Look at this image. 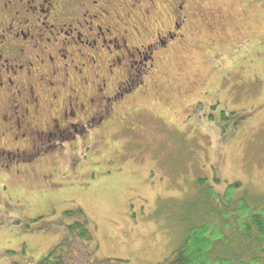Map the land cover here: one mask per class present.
I'll list each match as a JSON object with an SVG mask.
<instances>
[{
    "label": "rangeland",
    "instance_id": "374dc122",
    "mask_svg": "<svg viewBox=\"0 0 264 264\" xmlns=\"http://www.w3.org/2000/svg\"><path fill=\"white\" fill-rule=\"evenodd\" d=\"M213 4L218 25L191 14L196 29L186 27L188 39L154 82L117 105L85 142L102 145L66 146L29 166L0 168V264L42 263L79 210L96 226L95 261L158 264L180 241L178 220L198 179L217 192L240 183L236 197L264 196V0ZM126 104L148 115L142 130L122 132Z\"/></svg>",
    "mask_w": 264,
    "mask_h": 264
},
{
    "label": "flooded vegetation",
    "instance_id": "af4514ba",
    "mask_svg": "<svg viewBox=\"0 0 264 264\" xmlns=\"http://www.w3.org/2000/svg\"><path fill=\"white\" fill-rule=\"evenodd\" d=\"M201 3L196 10L190 0H0V168L29 166L66 146L90 150L94 142H85L117 105L154 82L188 39L191 14L218 25L213 0ZM128 108L122 132L142 130L148 115Z\"/></svg>",
    "mask_w": 264,
    "mask_h": 264
},
{
    "label": "trees",
    "instance_id": "16d2710c",
    "mask_svg": "<svg viewBox=\"0 0 264 264\" xmlns=\"http://www.w3.org/2000/svg\"><path fill=\"white\" fill-rule=\"evenodd\" d=\"M241 188L235 183L217 192L208 179H198L195 198L178 220L180 241L158 264H264V196L245 190L236 197ZM77 214L67 237L40 264H123L116 259L95 261L96 226L82 210Z\"/></svg>",
    "mask_w": 264,
    "mask_h": 264
}]
</instances>
